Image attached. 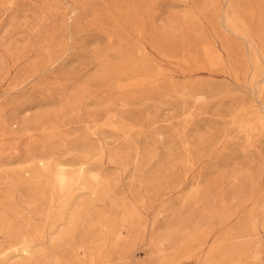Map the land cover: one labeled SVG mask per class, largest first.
<instances>
[{"label": "rangeland", "instance_id": "1", "mask_svg": "<svg viewBox=\"0 0 264 264\" xmlns=\"http://www.w3.org/2000/svg\"><path fill=\"white\" fill-rule=\"evenodd\" d=\"M0 264H264V0H0Z\"/></svg>", "mask_w": 264, "mask_h": 264}]
</instances>
